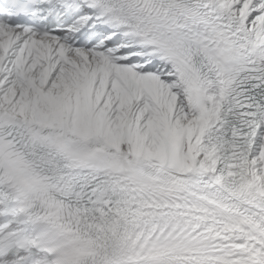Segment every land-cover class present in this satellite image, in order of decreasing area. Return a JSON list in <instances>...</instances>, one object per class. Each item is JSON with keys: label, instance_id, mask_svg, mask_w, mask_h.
I'll return each instance as SVG.
<instances>
[{"label": "snow or ice", "instance_id": "snow-or-ice-1", "mask_svg": "<svg viewBox=\"0 0 264 264\" xmlns=\"http://www.w3.org/2000/svg\"><path fill=\"white\" fill-rule=\"evenodd\" d=\"M0 264H264V0H0Z\"/></svg>", "mask_w": 264, "mask_h": 264}]
</instances>
